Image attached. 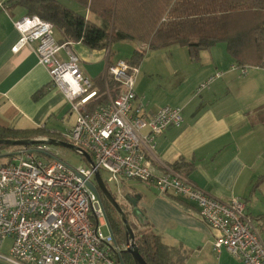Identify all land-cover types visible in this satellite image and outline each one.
Wrapping results in <instances>:
<instances>
[{"label":"built area","instance_id":"2783aa9c","mask_svg":"<svg viewBox=\"0 0 264 264\" xmlns=\"http://www.w3.org/2000/svg\"><path fill=\"white\" fill-rule=\"evenodd\" d=\"M13 27L19 39L12 51L36 44L38 63L48 70L51 85L61 91L76 116L64 138L88 153L93 164L85 161L73 169L43 145L19 147L8 163L0 164V248L11 241L8 255L0 253V259L8 264H119L118 256L129 244H117L101 200L87 185L95 184L98 172L105 186L139 180L194 203L201 220L217 233L215 252L224 249L243 264H264V242L243 201L221 202L173 168L157 172L151 167L155 140L168 129L181 128L184 118L179 107L165 106L153 113L145 109L134 91L139 67L128 61L108 63L99 92L82 73L70 42L55 41L52 23L26 15ZM245 67L232 69L245 74ZM221 76L216 73L197 92ZM102 96L105 101L93 106ZM102 227L108 235L101 233Z\"/></svg>","mask_w":264,"mask_h":264},{"label":"crops","instance_id":"0c3cea01","mask_svg":"<svg viewBox=\"0 0 264 264\" xmlns=\"http://www.w3.org/2000/svg\"><path fill=\"white\" fill-rule=\"evenodd\" d=\"M57 1L91 22L99 21L76 0ZM26 15L17 0H0V127L16 131L43 129L55 137H65L76 116L61 91L51 85L48 70L38 63L36 44L12 51L19 39L13 22ZM54 38L57 43L70 42L69 49L79 58L82 73L97 88L108 63L117 62L109 54L102 69L94 71L88 59L92 55L75 49L84 46L82 43L66 39L59 31ZM180 49H184L185 61L191 62L188 50ZM161 50L160 58L167 60V53L164 56ZM64 54L61 51L59 55L65 60ZM190 64L188 71L177 69L175 74L181 83L187 79L192 82L185 89L179 87L176 94L163 97L164 103H147L140 96L143 90H134L148 112L174 106L182 109L184 118L181 128L168 129L155 140L151 167L158 172L181 162L188 168L186 177L198 189L221 202L243 201L245 213L264 242V69L248 73L246 66L245 74L233 70L239 65L225 47L204 51L197 63ZM216 73L222 76L197 92L198 86ZM42 89L44 93L35 97ZM127 191L139 195L138 207L150 231L160 237L177 264H243L224 249L213 250L217 233L201 220L194 203L173 192L160 193L139 180H130ZM0 264L8 263L0 259Z\"/></svg>","mask_w":264,"mask_h":264},{"label":"trees","instance_id":"16d2710c","mask_svg":"<svg viewBox=\"0 0 264 264\" xmlns=\"http://www.w3.org/2000/svg\"><path fill=\"white\" fill-rule=\"evenodd\" d=\"M76 1L106 26L87 20L57 0H17L26 9L27 15H37L52 23L55 30L66 39L80 42L89 49L106 52L113 41L133 39L142 49L133 51L132 59L128 61L131 66L139 67L145 49H167L171 46L186 48L190 61L197 63L201 51H208L223 43L230 58L238 65L264 69V0ZM110 85L112 87L113 84ZM102 86L100 84L98 87L99 92ZM44 91L40 90L35 97ZM104 101L102 96L92 105ZM45 138L68 142L64 137H55L43 129L16 131L0 127V140ZM6 148L10 147L0 146V150ZM8 155L9 158L11 154ZM172 168L187 176L188 168L181 162H176ZM100 200L115 241L127 243L120 215L101 194ZM136 223L144 231L134 235V244L145 263L177 264L169 249L161 243L160 237L150 231L147 219L144 217L143 223ZM119 257L124 264H135L126 252H122Z\"/></svg>","mask_w":264,"mask_h":264},{"label":"rangeland","instance_id":"374dc122","mask_svg":"<svg viewBox=\"0 0 264 264\" xmlns=\"http://www.w3.org/2000/svg\"><path fill=\"white\" fill-rule=\"evenodd\" d=\"M73 10H75L73 8ZM81 11V12H80ZM77 12L83 13L84 10L81 9ZM98 21V20H96ZM97 24H100L101 26H106L104 22L99 20ZM57 30L55 31L54 35L56 36ZM142 49V47L136 42L132 40H121V41H113L110 45V57L114 61H130L133 56V51L136 49ZM177 48V49H176ZM213 49L220 50L224 48V44H217L215 47H211ZM211 48L209 50H211ZM77 51H80L81 53L84 52L86 54H91L92 56H89L88 59H91V69L94 71H100L102 67L105 64L106 61V52H96L89 50L85 48L84 46L75 47ZM184 49H180V47H172L167 48L164 50H161V53L165 56L167 55V60L160 58V51L158 50H147L145 49L144 56L142 57L141 61L139 62V71L137 76H135V89L134 90H143L140 96L144 97L145 102L149 101H158L160 103H164L163 99L165 97L171 96L173 94H176L177 89L180 87L182 89H185L189 86V84L192 82L190 79H187L185 82L181 83L180 78L175 72L177 69H180L179 72H185L188 71L190 63L195 62H187L185 61L186 54L183 53ZM208 50V51H209ZM186 51V50H185ZM204 51H201L199 54V57L201 53ZM171 54V55H170ZM249 66V72H252L255 69H258L253 66ZM264 71V70H261ZM179 88V89H180ZM164 97V98H163ZM48 146V145H47ZM32 147V146H31ZM19 147H10L6 149L0 150V164L8 163V157L6 155L11 154L12 152L16 151ZM49 153L54 158H57L67 164L70 167L78 168L80 166L85 165V160L80 157V155L76 152H73L72 150H69L67 148L62 147H56V146H48ZM102 177L105 178L104 172L101 173ZM130 181V180H129ZM129 181L122 182L120 186H115L113 184L106 185V188L109 190L110 194H114L116 197V201L118 204L122 207L124 212L127 215V220L132 226V231L134 232V235L136 233H139L140 231H144V229L140 228L135 219L131 216L130 207L128 206L127 202L124 200L125 194L128 192V184ZM95 226V222H93ZM101 233L103 235H108L109 232L106 227L100 228ZM122 241H119L117 244H121ZM11 241L8 239L6 240L3 245L0 248V253L2 255H8V248L10 247Z\"/></svg>","mask_w":264,"mask_h":264},{"label":"water","instance_id":"95a60500","mask_svg":"<svg viewBox=\"0 0 264 264\" xmlns=\"http://www.w3.org/2000/svg\"><path fill=\"white\" fill-rule=\"evenodd\" d=\"M56 146V147H62L67 148L69 150H72L73 152H76L82 157L89 165H92V160L89 154L85 151L81 150L80 148L76 147L75 145L61 141L56 139H41V140H11V139H1L0 140V146H8V147H29V146ZM9 155H6L8 157ZM94 182L93 183H87L90 190L94 193V195H97L99 201H100V194L112 205L115 209V211L120 215V219L124 225L125 228V235L127 238V242L129 244V248L126 249L124 252L128 253L130 257L133 259L135 264H146L145 261L140 257V254L137 251V248L135 246V236L134 232L132 231L131 226L129 225L128 220L126 219L125 212L122 210V208L119 206L118 202L114 199L113 195L110 194L109 190L106 188L105 184L102 181V178L98 172L95 173L94 176ZM140 197L139 195H131L130 193H126L124 196V200L127 202L128 206L130 207L131 216L135 219V221H138L139 223H143L144 220V214L138 207V201ZM109 231H111L109 229ZM119 264H124L123 260L119 257L118 259Z\"/></svg>","mask_w":264,"mask_h":264},{"label":"flooded vegetation","instance_id":"af4514ba","mask_svg":"<svg viewBox=\"0 0 264 264\" xmlns=\"http://www.w3.org/2000/svg\"><path fill=\"white\" fill-rule=\"evenodd\" d=\"M119 257V256H118Z\"/></svg>","mask_w":264,"mask_h":264}]
</instances>
